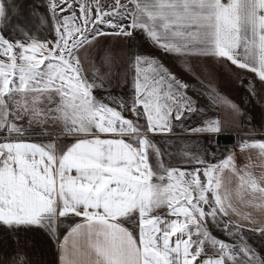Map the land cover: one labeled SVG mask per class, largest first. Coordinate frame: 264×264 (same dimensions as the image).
I'll return each instance as SVG.
<instances>
[{"label":"snow or ice","instance_id":"1","mask_svg":"<svg viewBox=\"0 0 264 264\" xmlns=\"http://www.w3.org/2000/svg\"><path fill=\"white\" fill-rule=\"evenodd\" d=\"M114 3L104 11L99 0H48L46 16L35 10L25 15L15 0L8 6L0 0V229L20 246L28 243L21 230L36 227L54 235L59 218L82 217L61 243V264H264V256L243 234L245 221L256 223L243 209L251 207L264 217V172L256 176L248 165L238 168L231 151L208 164L198 153L187 152L186 144L172 152L148 136L171 132V121H180L185 112L204 111L187 95L190 85L157 58L135 54L126 70L134 92L117 103L105 77L97 82L99 69L89 80L79 59L80 49L87 51L99 37L135 38L140 32L165 54L223 58L264 82V0ZM49 21L56 39L40 41L29 29ZM5 31L28 42L7 38ZM102 60L111 70L110 53ZM181 63L196 76L186 61ZM97 89L110 103L96 98ZM247 90L255 96L254 86ZM204 95L213 106L223 103L243 115L215 88ZM129 111L135 120L123 114ZM141 118L146 124L139 123ZM49 125H59L74 142L25 138L29 129L46 132ZM186 131L218 137L222 127L212 118ZM239 148L258 150L264 160V141L243 140ZM166 154L207 165L204 179L200 168L185 171L166 164ZM163 209L173 219H164ZM209 222L234 242L213 236ZM128 224L138 229V239ZM249 230L264 237V219ZM81 235L94 256L87 262L68 256V238ZM11 264H24L23 255L17 252Z\"/></svg>","mask_w":264,"mask_h":264},{"label":"crops","instance_id":"2","mask_svg":"<svg viewBox=\"0 0 264 264\" xmlns=\"http://www.w3.org/2000/svg\"><path fill=\"white\" fill-rule=\"evenodd\" d=\"M144 41L152 52L145 54V56L155 57L162 61L180 80L190 85L187 90V95L195 101L197 108L204 109L203 112L197 113L185 112L184 118L180 121L175 119L171 121L173 125V130L171 132L148 133L150 139L162 149L167 146L172 152L184 148L186 144L187 148L185 150L187 152L194 154L198 153L208 164L219 163L231 151L235 154V162L238 168L248 165V170L256 176L264 172V160H261L258 156V150L250 149L241 151L239 148L240 144L228 145L218 143V137L220 135L232 136L234 142H236L237 139L241 140L244 136L250 137L247 139L249 141H264V82H261L254 72L248 71L247 69H240L232 65L230 61L226 59H217L211 56L176 57L160 51L158 47L153 46L148 40L144 39ZM180 61H186V63L193 62L195 69L198 68V76L196 77H199V79L189 74L188 71H185L184 65ZM211 68L215 70V73L218 75L224 76V80L233 85L232 88L222 89L221 85L217 83L218 81L215 75L211 78ZM238 75L239 77H237ZM241 81H243V85ZM246 82L248 85L252 83L251 86L255 87V96L251 95L247 90L249 86L246 87L244 85ZM213 88H215L220 95H224V98L239 105L243 111V115H238L223 103L213 106L209 97L204 95L205 92H211ZM123 89H125V94H123L122 97L120 96V100L127 101L134 92L132 89V82L129 89H126V85ZM241 94H245V97H242ZM110 106L116 107L114 104H110ZM258 107L262 112L254 113L253 111H255V108ZM140 110L142 111V109ZM123 114L128 119H136L132 116L130 111L124 112ZM212 118H218L221 122L222 132L218 137L214 134L186 131V129L202 125L205 119ZM139 123L146 124V120L141 118ZM25 138L28 142L35 143H46L50 138L57 140L58 143L62 142L68 144L74 142L72 138L62 135L60 131L51 132V137L48 134H39L36 137L26 135ZM204 150H206V153ZM186 159V157L178 155H173L171 158H169L167 154L164 156L165 163L171 164L173 167L185 171H192L196 168H200V176L203 180V168L207 165L187 163L185 162ZM153 162L155 161L153 160ZM241 207L243 208V206ZM243 210L251 213L253 220L256 221V223L245 221V227L243 228L245 231H250L249 229L258 227L259 221L264 219V217H261L259 213L251 207ZM160 213L164 219H173V217L166 214L167 209L160 210ZM224 219L228 218L225 217ZM231 219L237 220L239 218L232 215ZM82 220V217L75 216L59 218V221H62V223H58L54 235L50 234L45 229L36 227L21 230V237L26 238L28 243L26 245L21 244L20 246L15 244V241L11 238L7 230L0 229V261H3L4 264H11L16 253L20 252L23 255L24 264H61V243H63L64 237L68 234L70 228L76 223H81ZM126 226L137 233L138 239V229H134L131 224ZM74 244L77 247H74ZM67 249L69 259L71 260L87 262L90 257L94 259V256H91L90 250L87 247L86 235L70 236L67 242ZM203 258L204 256L200 259Z\"/></svg>","mask_w":264,"mask_h":264},{"label":"rangeland","instance_id":"3","mask_svg":"<svg viewBox=\"0 0 264 264\" xmlns=\"http://www.w3.org/2000/svg\"><path fill=\"white\" fill-rule=\"evenodd\" d=\"M21 6L22 11L27 15L30 11L35 10L37 13L41 15H50L48 12V0H15ZM122 3H125L126 0H121ZM6 6L9 4V0H4ZM100 5L102 6L104 11H111L112 8L115 7L114 0H99ZM93 5V9H94ZM130 7V5H129ZM77 13H79L78 5H74ZM10 10V8H9ZM68 13H61V15H67ZM93 14H95L93 12ZM125 24L128 23L127 20L123 21ZM50 21L48 24L43 27L37 29H29L33 32V35L37 37L40 41H47L56 39L54 31L50 27ZM104 31L112 32L113 29L106 28L103 25H100ZM5 36L10 39H20L23 42H28L26 37L23 35L16 33L15 36L11 32L5 31ZM87 51L85 49H80L79 51V59L82 64L83 74L89 80L93 78V73L95 69H99V75L96 77L97 82H100V77H105L104 83L105 87L109 89V92L112 96L116 98L117 103L120 100V96L122 97L125 94V89L123 87L126 85V89H129L130 84L132 82V74H126V70L129 65V57L135 54L145 55L148 53H152L151 50L147 47L143 35L140 32L135 33V38L123 37V36H115V35H105L98 38V42L94 43L91 46H86ZM105 53H110L111 55V70L104 63L102 57ZM181 62V61H180ZM190 66L191 71L195 72L196 76L197 69H195L193 62H187ZM211 78L215 75L217 83L221 85L222 89L232 88V84H229L224 80V76L218 75L215 73V70L210 69ZM111 71V83H108V74ZM193 76V75H192ZM194 76V77H196ZM239 77V75L237 76ZM255 83V82H254ZM244 85H248L247 82ZM252 85V83H251ZM264 88V86H263ZM94 95L98 100H103L105 103H110L108 100L104 99V93L101 90H94ZM222 97L224 95H221ZM242 97H245V94H241ZM257 99V98H256ZM247 101V100H246ZM245 102V101H244ZM259 104V103H256ZM116 106V104H114ZM260 108H255L254 113H260ZM262 112V111H261ZM53 131H60L59 125H49L47 126L46 132H42L41 129L31 128L28 130L26 135H32L34 137L39 134H47ZM254 137V136H251ZM250 137H242L241 140L237 139L234 142V145L240 144L241 141L247 140ZM209 230L213 236L218 237L219 239L227 242L233 243L229 237L223 234L221 231H218L211 222L208 223ZM243 234L247 237V243L254 247L259 253L264 256V237H261L259 232H250L243 230Z\"/></svg>","mask_w":264,"mask_h":264},{"label":"trees","instance_id":"4","mask_svg":"<svg viewBox=\"0 0 264 264\" xmlns=\"http://www.w3.org/2000/svg\"><path fill=\"white\" fill-rule=\"evenodd\" d=\"M218 143L220 144H228V145H234V140L232 136H225V135H220L218 137Z\"/></svg>","mask_w":264,"mask_h":264},{"label":"built area","instance_id":"5","mask_svg":"<svg viewBox=\"0 0 264 264\" xmlns=\"http://www.w3.org/2000/svg\"><path fill=\"white\" fill-rule=\"evenodd\" d=\"M131 113V112H130ZM132 114V113H131ZM133 116V115H132Z\"/></svg>","mask_w":264,"mask_h":264}]
</instances>
